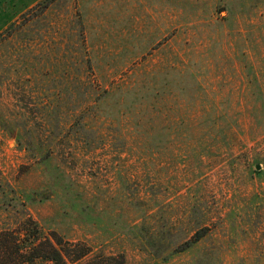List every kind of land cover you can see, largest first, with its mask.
Segmentation results:
<instances>
[{
	"label": "rangeland",
	"instance_id": "1",
	"mask_svg": "<svg viewBox=\"0 0 264 264\" xmlns=\"http://www.w3.org/2000/svg\"><path fill=\"white\" fill-rule=\"evenodd\" d=\"M0 76L6 115L35 113L22 145L0 128V174L47 233L126 264H264V0H0Z\"/></svg>",
	"mask_w": 264,
	"mask_h": 264
},
{
	"label": "trees",
	"instance_id": "2",
	"mask_svg": "<svg viewBox=\"0 0 264 264\" xmlns=\"http://www.w3.org/2000/svg\"><path fill=\"white\" fill-rule=\"evenodd\" d=\"M83 35H85L84 32ZM79 68H82L86 76H91L93 72V66L87 57L81 62ZM2 84L0 76V128L4 132H12L15 129L18 143L22 145L20 138L24 133L30 135L29 122L35 113L18 115L12 112L6 115L1 104ZM96 94V89L91 82L86 81L81 111L71 115L72 120L74 119L78 123L79 128L76 134L79 133V137L77 141H82L86 156L101 149L100 141L103 138L93 133V128L99 119L101 103V98L99 99ZM40 116L43 117V114L40 113ZM18 118L25 119L26 122L19 125ZM43 118L39 119L43 121ZM57 124L59 123L57 122ZM42 126L43 124L40 125V128ZM64 135L67 139L72 137L70 131ZM37 136L41 138L42 135L37 132ZM39 148L40 153L37 154L35 143L30 142L24 143L22 149L29 154L36 153V155L42 156L44 167L54 161L59 154H66L65 150H61L57 146L46 151V154L43 153L46 148L44 144L41 143ZM31 200L32 195L29 196L17 189L0 174V264H126L123 254L117 257L96 253L84 241L69 240L57 231L47 233L30 213ZM147 232L150 236L157 233L154 230H147ZM204 237L205 235H200L191 244L199 243Z\"/></svg>",
	"mask_w": 264,
	"mask_h": 264
}]
</instances>
